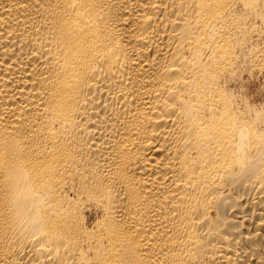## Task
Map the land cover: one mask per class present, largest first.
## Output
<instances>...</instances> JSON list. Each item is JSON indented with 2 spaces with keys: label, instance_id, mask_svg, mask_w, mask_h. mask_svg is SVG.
<instances>
[{
  "label": "bare ground",
  "instance_id": "1",
  "mask_svg": "<svg viewBox=\"0 0 264 264\" xmlns=\"http://www.w3.org/2000/svg\"><path fill=\"white\" fill-rule=\"evenodd\" d=\"M245 73L264 0H0V264H264Z\"/></svg>",
  "mask_w": 264,
  "mask_h": 264
},
{
  "label": "clouds",
  "instance_id": "2",
  "mask_svg": "<svg viewBox=\"0 0 264 264\" xmlns=\"http://www.w3.org/2000/svg\"><path fill=\"white\" fill-rule=\"evenodd\" d=\"M15 200L18 204L23 203L21 208V213H26L30 219H32L33 210L36 207V203L39 202V197L33 193L32 189L25 185L23 188L19 189L15 194Z\"/></svg>",
  "mask_w": 264,
  "mask_h": 264
},
{
  "label": "rangeland",
  "instance_id": "3",
  "mask_svg": "<svg viewBox=\"0 0 264 264\" xmlns=\"http://www.w3.org/2000/svg\"><path fill=\"white\" fill-rule=\"evenodd\" d=\"M253 72H254V71H253ZM257 72H258V71H257ZM254 74H255V73H254ZM254 74H253V75H254ZM245 75H246L247 77L245 76L246 79H244L245 77H244V75H243V79H244V81H245V80H246V81H245V82L242 81V84H243V82H244V84H243V85H244V88L246 87L244 90H245V91L248 90L247 92H249V95H251L250 97H251L252 99H253V97L256 96V93H257V96L254 98L255 103H258V102L260 103V101L262 102V97H263L264 94H263V91H262V93H260L259 90H260V89L262 90V89H263V86H264V84H263V83H264V80H263L264 77H261V76H263V73H260V75H259L258 73H256V76L254 75V76H255V79H254V76H253V75H252L253 77L247 75V73H245ZM248 76H249V77H248ZM256 77H257V78H256ZM251 78H252V79H251ZM243 79H242V80H243ZM248 79H249V80H248ZM250 79L252 80V83H251ZM246 83H247V85L249 84L248 87H249V89H250L251 91H250L249 89H247V85H246ZM250 83H251V84H250ZM262 85H263V86H262ZM251 86H252V87H251ZM259 87H261V88L258 89ZM233 88H234V87H233ZM233 88H231L232 91H236V88H234V90H233ZM252 89H253V90H252ZM257 89H258V90H257ZM254 90H255V91L257 90L258 92L256 91V93H255ZM252 91H253V92H252ZM247 92H246V93H247ZM251 92H252V93H251ZM259 93H260V95H259ZM254 95H255V96H254ZM258 95L261 96V97H258ZM259 98H260V99H259ZM256 100H257V101H256ZM258 100H260V101H258Z\"/></svg>",
  "mask_w": 264,
  "mask_h": 264
}]
</instances>
